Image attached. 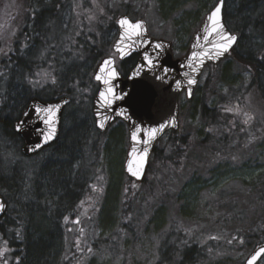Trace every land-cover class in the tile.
Returning a JSON list of instances; mask_svg holds the SVG:
<instances>
[{
  "label": "trees",
  "instance_id": "obj_1",
  "mask_svg": "<svg viewBox=\"0 0 264 264\" xmlns=\"http://www.w3.org/2000/svg\"><path fill=\"white\" fill-rule=\"evenodd\" d=\"M72 1L0 0V196L7 205L5 215L0 219V248L3 250L0 264H5V261L7 264H94L92 259L87 261L91 254L87 255L86 249H92L90 253L94 257L102 256L103 253L112 255L116 251L111 250L109 246L110 241L113 240L111 238L121 237L126 239L125 242L131 238V242H135L145 241L146 238L149 240L152 236H156L158 240L155 249L159 257L157 264H170L175 259L177 264L197 262L205 254L203 247L196 241V235L193 233L192 237L184 241L183 233L175 234L171 231V226L164 225L173 221L170 211L177 205H179L178 214L187 218L190 204L198 201V191L206 190L207 187L201 188L204 181L201 180L203 177L200 173L201 167H198L205 158L207 161L210 160L209 153H224L228 151L231 143L244 142L241 134L245 132V128L238 122L242 121V118L240 115L237 117L227 112L224 106L211 107L207 100L200 98V101L190 109L189 114L191 120H194L197 114L200 115V123L203 124H197L198 138L182 136L179 134L180 130L172 131L168 134L170 138L165 145L159 146V143L156 145L146 176L141 183L133 181L124 174L132 185L144 186L145 193L141 197V205L146 207L145 202L159 199L164 200L166 204L159 206L152 215L148 209L139 205L137 206L139 210H134L131 199L125 194L126 191L122 187H116L117 180L113 174L112 179L107 181L103 199L91 207L93 211H98L103 223L102 226L100 225L103 230L100 231L99 237L94 239L87 224L88 214L83 213L84 215L81 216L79 207L81 200L86 197L94 184L93 181L88 189L93 175L90 168L96 164L95 150L99 146L98 137L106 132H100L94 126L90 108L95 86L92 76L90 78L89 75L83 74L81 68L88 61H92L95 66L105 56V48L100 42V37L108 27L107 30H116L114 16L117 12L113 13L114 16L109 23L103 18L97 22L100 37L94 38L91 46L79 43L81 47H76L73 52H67L63 51L62 47L73 45V42L78 41V36L81 35L79 31L84 26L81 23L78 30L76 29V34L68 36L66 30L70 31V27L65 26L64 13ZM228 1L224 0V22L232 33L238 35V43L227 58H230L237 67L249 72V84L245 94L246 109L257 121L262 132L264 131V10L255 20L248 23L247 19L235 17L227 11ZM210 2L213 0H160V10L163 11L166 19L167 15L181 11L183 5L189 6H184L185 15L179 20H173L171 26L174 35L183 36L185 39V45L181 47L182 52L186 50L190 36L200 24L203 14L210 8L211 5H208ZM260 3H264V0H238L237 11L242 12L245 7ZM119 14L144 19V16L133 13L131 7L119 11ZM74 17L77 20L76 16ZM247 31L250 32L248 38L250 46L253 40L258 41L254 47L241 45ZM136 59L134 55L120 63V71L123 74L128 73L136 63ZM49 62L52 63L53 70L50 81L54 79L55 83L51 82L43 89H35L36 75L41 67ZM220 63L208 65L206 69L215 70ZM211 79L212 75L206 80L204 88L209 85ZM218 83L220 88L231 85L226 83L222 74L218 77ZM196 90H199V86ZM44 92L49 93L44 95ZM34 97L46 101L60 97L68 98L67 108L86 112L89 139L78 140L75 132L68 141L61 144L60 133L58 140L51 146L32 157H23L20 153V140L14 134L12 125L20 117L27 102ZM182 113L180 112V117ZM231 122L234 123V129H230ZM66 132L68 135L69 131ZM119 161V157L112 151L111 162L114 173L119 171L118 175L121 172ZM183 162L187 167H183ZM77 163L79 165L74 167ZM151 164L161 166L158 170L159 175H151ZM40 167L42 168L39 170ZM46 167L50 174L45 171ZM190 168L200 171H194V176L192 174L190 177V180L195 178L194 184H188L187 190H181L177 196H171L168 184L170 187L177 176L175 171L180 169V173L183 170L188 173ZM161 176H165L167 187L158 186ZM149 177H151L150 184H148ZM154 182L157 184L154 185ZM86 205L90 207L89 199ZM229 210L228 214L226 213L227 217L232 209ZM259 218L257 232L250 237L254 242L257 241L256 246L264 243V210ZM66 219L70 221L64 223ZM75 219L77 223L73 221ZM176 222L178 221H173L172 226ZM231 225L227 226L231 227ZM115 228L117 229L114 231L115 234H107ZM152 228L154 230L151 231ZM234 228L236 229V226ZM219 234H226L229 237L225 230ZM175 235L184 241L180 246L171 242ZM232 242L233 247L226 246L230 251L239 244L238 239Z\"/></svg>",
  "mask_w": 264,
  "mask_h": 264
},
{
  "label": "rangeland",
  "instance_id": "obj_2",
  "mask_svg": "<svg viewBox=\"0 0 264 264\" xmlns=\"http://www.w3.org/2000/svg\"><path fill=\"white\" fill-rule=\"evenodd\" d=\"M216 1L217 0H213V2L208 4L211 5L210 8ZM237 4L238 0H229L227 11L235 17L247 19L246 21L248 23L255 20L258 14L264 10V3H260L259 5L245 7L242 12H238ZM159 5L160 0H73L68 10L64 13L65 26L70 27V31L66 30L68 31V36L71 34L75 35L81 23L84 26L79 31L81 35L78 36V41L76 40L73 42V45L70 44L62 47V50L73 52L76 47H81L79 43H86L91 46L94 38L98 39L100 37V35L98 36L97 22H100L101 18H103L106 23H109L114 16V12H117L114 16L115 19L117 15H119V11L126 9V7H131L133 13L144 16L151 36L162 39V36L165 35L163 39L172 43L174 57L178 58L183 54L181 47H184L185 39L183 36L179 35L177 37V35H174L171 26L173 20H179L182 15H185L184 6L188 5H183L181 11L179 10L171 15H167V19L163 15V11L160 10ZM210 8H208L207 11H209ZM74 16H76L77 20L74 19ZM89 16L92 17L91 20H89ZM107 29L102 33L100 42L105 48V56L112 55L116 57V55L112 53L111 48L112 43L117 37V30ZM248 38H250L249 31L246 32L244 39L241 41L243 47L250 46ZM257 43L258 41L253 40L252 44L254 45L251 44L250 47H254ZM93 69V62L88 61L83 65L81 71L91 78ZM52 73L51 62L41 67L36 75L37 83L35 89H43L46 85L51 84L52 80L50 81V79L51 76L53 77ZM248 73L246 70L233 64L230 58H226L215 70H204L198 84L199 90H196L194 93V99L188 101L184 94H182L179 99L180 112H183L180 117L179 133L182 136L189 135L191 139L198 138L197 128H199V126L197 124L202 125L203 123H200L199 114L196 115L194 120H191L189 114L190 109L200 101V98L207 100L208 105L211 107L220 108L224 106V108L233 109L231 114L237 115V117L240 115L242 121L238 122L245 128V132L241 134L244 139V144L237 142L231 143L228 151L224 153H209L210 160L207 161L205 158L198 167H201V172L198 171L199 169L190 168L188 173L183 172L184 170L180 173L179 169L175 171L177 176L170 184V187L166 182L165 176H161V180L158 183V186H166L168 184L170 195L177 196L181 190H187L188 184H194L193 180H195V178L190 180L191 175L193 174L192 176H194V171L203 174L201 180L204 181V184L201 188H207L205 191H198V201L195 204H190L187 212L188 217L185 218L178 214L179 205H177L173 207L174 209L170 212L172 213L173 221L178 222H176L174 226H172L173 221L164 225L171 226V231L175 234H178V232L183 233L184 241L192 237L193 233L196 235V241L203 247L205 256L197 262L192 261L191 264H243L247 255L256 246L255 242L257 241L254 242L250 237H253L257 232V221L258 219L260 220L259 217L262 210H264V176H262L264 172V131L262 129V132L260 131L257 121L251 116L249 110L246 109L247 98L245 94L249 84ZM221 74L222 78L224 76L226 83L228 85L231 84L230 86L225 85L223 88H220L218 77ZM210 75H212V79L209 85L204 88L206 85L205 82ZM44 93V95H47L49 92ZM228 101H231V103ZM248 116L252 118L245 123L244 121ZM85 122L86 112L67 108L64 112L61 124V144L62 142H66V140L68 141V138L70 139L71 135L75 132L77 133L76 137L78 140H88L90 131L88 130L87 122ZM230 129H234L233 122L230 123ZM67 130L69 131L68 135H66ZM65 135L68 137L66 138ZM169 138L168 134L165 135L159 142V146L165 145ZM98 140L99 146L95 150L97 151L95 152L96 164L90 168V172L93 173V175H91L92 178L89 186L87 183L88 189L93 181L94 184H92L86 197L81 200L79 207V213H82L81 216L88 214L86 217L87 224L89 230L93 233L94 239L98 238L101 233L100 231L103 230V228L100 227L103 223L98 211H93L91 207L103 199L105 186L107 181L112 179L113 174L115 175V180H117L116 187H122V189L126 191L125 194L127 198L131 199L132 208H134V210L137 209L138 211L139 208L137 206L139 205L142 208L148 209L149 213L152 215L159 206L162 207L166 204L164 200L159 199L145 202V204H147L146 207L141 205L140 200L145 193L144 186L132 185L125 178L126 175L124 176V173H121L128 146L127 129L122 122L116 121L106 133L98 137ZM239 144H242V146ZM112 145H114L113 148ZM89 151L92 153L90 149ZM112 151L119 157L121 175H118L119 171L114 173V166L111 162ZM185 164V162L182 163L183 167H187ZM76 165H79V163L75 164L74 167H76ZM68 167L72 168L73 166ZM160 167L161 166L157 167V165L151 164V175H159L158 170H160ZM41 168L42 167H40L39 170ZM45 169V171H47V167ZM47 173L50 174L51 172L47 171ZM150 180L151 177H149L148 184H150ZM165 182L167 184H165ZM156 184L157 183L154 182V185ZM88 199L89 208L86 205ZM229 208L232 209V211L227 217L226 215L228 214L227 211ZM148 218H146V220H149ZM76 219L73 220L75 223H77ZM67 220L68 219H66L64 223H66ZM69 221L70 220H68V222ZM114 224L116 226V223ZM228 224H232L231 227L227 226ZM152 226L153 225H150V227ZM234 226H236V229ZM153 228L151 231L154 230ZM223 230H225L229 237H227L226 234H219V232ZM114 231H117V229L115 228L111 232H107V234H115ZM175 237L171 240L172 244L180 246L184 241ZM213 237H216V239H213ZM232 237H237L239 244L230 251L226 246L233 247V242H228L232 240ZM111 239L113 240L110 241L111 244H109V246L111 250H115L116 252L112 251V255L103 253L102 256L94 257L89 249H86V254H91L89 258H87V261L89 262V260L92 259L94 264H157L159 261H157L159 257L155 253L158 243L156 236H152L149 240L146 238L145 241L137 240L135 242H131V238H128L126 242V239H122L121 237H118V240L114 238ZM218 244H221V246L219 247ZM2 251L3 250L0 248V253H2ZM175 260L170 264H177ZM259 264H264V259Z\"/></svg>",
  "mask_w": 264,
  "mask_h": 264
},
{
  "label": "water",
  "instance_id": "obj_3",
  "mask_svg": "<svg viewBox=\"0 0 264 264\" xmlns=\"http://www.w3.org/2000/svg\"><path fill=\"white\" fill-rule=\"evenodd\" d=\"M220 3L218 0L214 6L205 14L199 27L191 35L188 48L184 54L174 59L172 53V44L164 39H155L149 36L147 25L145 21L138 19L132 21L126 15H120L115 20L117 27V38L112 46V50L117 54L119 61H124L133 55H137V62L128 75L123 78L116 67V60L112 56H106L97 64L94 70L93 79L98 83V90L92 99V116L97 130L105 131L117 119L122 120L128 128V149L126 151V158L123 164V172L136 182L144 179L150 155L154 149L156 142L167 132L176 131L179 127L178 113L179 105L178 99L182 92H185L187 99L192 97L193 91L197 86L199 79L209 64H218L221 62L236 46L237 42L224 52L218 58L209 59L203 56H193V53H201L207 51L208 46L202 39L204 30L207 27L211 31L212 24L208 20V15L214 7ZM224 0L221 7V23L225 33L235 35L229 31L224 23L223 17ZM121 19H128L132 23L142 24L139 29L141 36L137 40V46L128 47L129 42L120 44L121 51L116 50L121 33L124 31H136L135 29L121 28L118 21ZM238 38V36H237ZM143 43H140V41ZM238 41V40H237ZM218 43H223L217 37ZM160 47L157 48L156 46ZM219 49H213L218 51ZM147 55L152 61L154 67L149 66L144 62L143 57ZM105 60H111L110 65L104 66V72H100V68ZM202 61V63H201ZM191 64V66H189ZM113 69L117 75L111 76ZM195 69V70H194ZM100 74L101 81H97L95 76ZM159 77V78H157ZM194 80L195 83L189 84V80ZM107 80L105 84L103 81ZM112 89V93H108V89ZM105 91L107 99L110 104L103 103L99 98V91ZM117 97H120L117 99ZM69 99L66 97L57 98L50 101H42L38 98L30 99L18 120L13 122V132L21 141L20 152L25 157H30L37 154L42 149L52 145L58 138L60 133V126L62 116ZM43 109H52V113L41 111ZM27 113V116L25 115ZM98 113L99 122L104 123V127H98ZM119 113V115H118ZM107 117V120L104 118ZM48 120L47 123L44 121ZM24 122L21 124V122ZM20 126V131H17V126ZM136 128H141V133L138 138L148 139L144 135V130L158 129L155 139L149 141L147 145L136 143L131 139L132 132ZM162 129V130H160ZM51 133L52 138L45 142V137ZM43 134V135H42ZM147 147L148 151L145 155L143 149ZM34 149V150H33ZM135 149V151H133ZM144 157L143 161L141 157ZM131 167L133 172L139 173V178L133 176L129 172ZM0 203L5 205V210L0 212V219L6 212V203L0 197ZM264 248V244L255 247L246 257L243 264H248L251 257ZM264 257V253L257 257L253 264H258Z\"/></svg>",
  "mask_w": 264,
  "mask_h": 264
},
{
  "label": "snow or ice",
  "instance_id": "obj_4",
  "mask_svg": "<svg viewBox=\"0 0 264 264\" xmlns=\"http://www.w3.org/2000/svg\"><path fill=\"white\" fill-rule=\"evenodd\" d=\"M223 4V0H220V3H218L214 9L210 12V14L208 15V20L211 22L212 24V28L211 31L208 30V28L206 27L204 30V35H202L201 37H199V39H202L204 41V43L208 46V50L207 51H202L201 53L197 54V53H193V56H203V57H207L209 59L212 58H218L220 57L224 52H227L229 50L230 47H232V45L234 43L237 42L238 38L235 35H230L225 33V31L223 30V25L221 23V7ZM92 17L89 16V20H91ZM119 26L123 29L125 28V26H127V29H135L136 31H124L121 33L120 36V40L117 43L116 46V50L121 52V55L123 56V52L121 51L120 48V44H123L125 42H129L128 43V47H133V46H137V40H139L141 33L139 31V29L142 28V24L140 23H132L130 22L128 19H121L118 21ZM217 37H219L220 41H223V43H218L217 42ZM140 43H143V41L141 40ZM157 48H159L160 46L157 45ZM213 49H219L218 51H213ZM144 62L149 66V68L154 67L153 65V61L152 59L145 55L143 57ZM112 62L111 60H105L103 62V65L100 68V72L103 73L104 72V66L106 65H110ZM202 63V61H201ZM191 66V64L189 65ZM195 70V69H194ZM117 75L116 71L113 69V71L111 72V76L115 77ZM159 78V77H157ZM95 79L97 81H101L102 80V76L100 74H97L95 76ZM105 84L108 83L107 80L103 81ZM52 83H55V80H52ZM189 84L195 83L194 80H189L188 81ZM108 93L111 94L112 93V89L109 88ZM99 98L100 100L105 103V104H110V101L107 99L106 93L105 91L101 90L99 91ZM120 97H117V99H119ZM226 111H233V109L231 108H227L225 109ZM41 111H45V112H50L52 113V109H43ZM54 115V113H52ZM25 115L27 116V113H25ZM119 115V113H118ZM251 116H248L247 119L244 121L245 123H247L249 120H251ZM105 120H107V117L104 118ZM45 123L48 122V120L44 121ZM24 122L22 121L21 124H23ZM98 127L103 128L104 127V123L103 122H99V113H98ZM20 126H17V131H20ZM162 130V129H160ZM142 129L141 128H136L135 131L132 132V136L131 139L136 142V143H142L144 145H147L149 143L150 140L155 139L156 133L158 131V129L156 128H152L150 131L149 130H144V135L148 136V139H143V137L138 138V134L141 133ZM43 135V134H42ZM52 138V134L49 133L46 137H45V142H48L50 139ZM34 150V149H33ZM133 151H135V149H133ZM147 147H145L143 149L144 154H147ZM144 157H141V160L143 161ZM129 172H131V174L137 178H139V173L137 172H133L131 167H129ZM5 210V205L0 203V212H3ZM17 235H19V232H17ZM213 239H216V237H213ZM237 239V237H232V240ZM232 240H229L228 242L231 243ZM7 250L6 246H5V251ZM89 251H91V249H89ZM264 253V248H261L258 252H256L251 259L248 261V264H253L254 261L257 260V257L261 256V254ZM0 255H2V253H0ZM5 264H7V262L5 261Z\"/></svg>",
  "mask_w": 264,
  "mask_h": 264
}]
</instances>
